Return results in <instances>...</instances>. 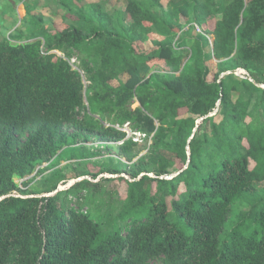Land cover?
Returning <instances> with one entry per match:
<instances>
[{
	"label": "trees",
	"instance_id": "trees-1",
	"mask_svg": "<svg viewBox=\"0 0 264 264\" xmlns=\"http://www.w3.org/2000/svg\"><path fill=\"white\" fill-rule=\"evenodd\" d=\"M58 1L76 24L46 33L26 10L31 23L25 14L0 40V264H264V0H126L124 14ZM237 69L243 77L218 78ZM124 123L151 141L136 162L139 142L115 128ZM91 139L116 143L131 162L90 174L129 176L117 179L118 209L91 192L68 207L62 196L90 187L86 179L56 191L61 176L44 185L41 193L56 191L49 196L20 190L16 179L56 167L66 147ZM99 207L124 228L100 239L89 215ZM253 224L259 233H247Z\"/></svg>",
	"mask_w": 264,
	"mask_h": 264
},
{
	"label": "rangeland",
	"instance_id": "rangeland-1",
	"mask_svg": "<svg viewBox=\"0 0 264 264\" xmlns=\"http://www.w3.org/2000/svg\"><path fill=\"white\" fill-rule=\"evenodd\" d=\"M78 5H86L92 2H98L102 5L104 11L108 13H113L115 11H119L124 14L126 0H73ZM180 0H162V3L165 7H168L172 4L177 3ZM227 0H224L226 2ZM24 3V4H23ZM31 13L38 14L42 17V24L44 25V31L46 33H53L55 31H60L66 24H76V20L74 17L67 15L64 12L63 7L60 5L58 0H0V40L2 38H6L7 35L14 30L16 26L21 22V19L24 18L26 14L27 22L31 23L30 19H27V11ZM65 15L66 18L61 21V16ZM16 32L20 35H26L29 33V29H16ZM145 49H150L151 44L146 42ZM77 64V61H76ZM76 64L73 66V69H76L81 75L82 72L78 70ZM210 72L208 74L207 79L211 81L214 77L215 68L214 62H209ZM140 76L150 74V71L146 68H142L139 72ZM126 75H122L121 80L126 79ZM263 86V85H260ZM233 95H235L233 93ZM137 106V102L131 104V108ZM180 115H183L181 112ZM216 119H218L216 117ZM135 137V136H134ZM136 138V137H135ZM137 143L136 146H133L131 149V162H136V160L145 155L147 151V147L150 144V139H143ZM83 146V147H81ZM86 152L81 153L82 150ZM73 155L72 160H69ZM126 157L120 155L118 151V147L116 143L105 144L101 142H97L94 140H90L84 144L80 143V140L77 144H75V148L66 147L63 153L60 155V163L54 168L46 169L42 174H39V170L43 168L46 164H43L37 167L38 171H35L33 174L27 176L23 179H16V183L18 184L21 191L24 194H28L26 196H49L54 194L56 191H64L67 190L72 184L79 182L83 179L89 180L91 183L87 184V186L78 185L77 191L75 194L64 195L62 198L69 200L68 207L77 208L79 203H83L85 197L91 192L94 195L95 204L98 201L104 202L105 206H110L118 209L121 205H123V200L125 198V185L122 182H119L117 179L123 177L124 179L130 180L129 176L126 173H121L119 175L109 174L107 172L100 173L96 178H92L90 174L101 172V170H106L107 168H113L115 166L122 167L123 164H130ZM50 164L49 166H51ZM253 165V162H250V166ZM36 169V170H37ZM172 171V169H171ZM49 172H53L50 173ZM88 172L89 175L81 176L79 178H74L76 175L84 174ZM175 172H171L170 175L165 176L169 178L173 176ZM56 175V176H55ZM142 175V173L140 174ZM148 176L153 177L152 173H147ZM63 177L64 180L58 182L56 186V191L51 193H41L44 191V185L46 188L52 187L60 177ZM97 181V185L92 184ZM23 183V184H22ZM263 183L256 184V188H258V192H260V188ZM152 190H154V183H151ZM94 187L95 189H93ZM94 190V191H93ZM183 190L182 185H180L178 192ZM22 193V192H21ZM16 196H22L19 192H14ZM36 194V195H34ZM171 197L166 199L167 207L169 208V203L171 201ZM94 204V205H95ZM243 209V201L241 199L235 200L231 205V215L229 216L224 228L225 230L221 233L220 238H224V234L227 228L236 222L237 214ZM82 210H87V207L82 206ZM91 218L96 221L101 229L100 239L105 238L112 232L119 230L120 228H124L125 221L122 218H117L116 212L111 209L105 208H95L91 210L90 214ZM115 215V218H114ZM128 222V220H126ZM259 226L250 225L248 226L247 233L257 232L259 233ZM124 232V231H123ZM185 232H188L185 229Z\"/></svg>",
	"mask_w": 264,
	"mask_h": 264
},
{
	"label": "built area",
	"instance_id": "built-area-1",
	"mask_svg": "<svg viewBox=\"0 0 264 264\" xmlns=\"http://www.w3.org/2000/svg\"><path fill=\"white\" fill-rule=\"evenodd\" d=\"M198 31V30H197ZM68 63L71 65V66H74V64L76 63V60L75 58H70L68 59ZM245 72L240 70L236 73V75H244ZM243 77V76H242ZM115 128L117 129H121V130H124L126 132V135L127 137H132V140L135 141V142H140V138L143 137L144 135L143 134H140L139 132H136V131H131L130 128H129V123H124L122 125V127H119L118 125H115ZM136 138H135V137Z\"/></svg>",
	"mask_w": 264,
	"mask_h": 264
},
{
	"label": "water",
	"instance_id": "water-1",
	"mask_svg": "<svg viewBox=\"0 0 264 264\" xmlns=\"http://www.w3.org/2000/svg\"><path fill=\"white\" fill-rule=\"evenodd\" d=\"M55 52V51H54ZM239 71V69H237V70H235V71H226V72H223V73H221L219 76H218V78H221L224 74H229V73H231V72H233V73H237ZM258 86V85H257ZM260 86V85H259ZM260 87H263V86H260ZM137 105H138V103H137ZM201 119H199L197 122H196V124H198L199 123V121H200ZM197 127V126H196ZM195 127V128H196ZM195 130V129H194ZM193 130V131H194ZM141 176V175H140Z\"/></svg>",
	"mask_w": 264,
	"mask_h": 264
}]
</instances>
